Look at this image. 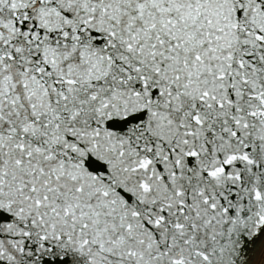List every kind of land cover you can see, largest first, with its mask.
<instances>
[{
    "label": "snow or ice",
    "instance_id": "snow-or-ice-1",
    "mask_svg": "<svg viewBox=\"0 0 264 264\" xmlns=\"http://www.w3.org/2000/svg\"><path fill=\"white\" fill-rule=\"evenodd\" d=\"M0 264H264V0H0Z\"/></svg>",
    "mask_w": 264,
    "mask_h": 264
}]
</instances>
